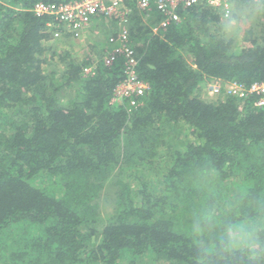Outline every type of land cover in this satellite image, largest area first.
I'll return each instance as SVG.
<instances>
[{
  "label": "trees",
  "instance_id": "obj_1",
  "mask_svg": "<svg viewBox=\"0 0 264 264\" xmlns=\"http://www.w3.org/2000/svg\"><path fill=\"white\" fill-rule=\"evenodd\" d=\"M39 1L69 0H0V264H264V110L207 96L264 80V0H233L239 41L204 2L157 34L130 2L131 112L122 62L52 50Z\"/></svg>",
  "mask_w": 264,
  "mask_h": 264
},
{
  "label": "built area",
  "instance_id": "obj_2",
  "mask_svg": "<svg viewBox=\"0 0 264 264\" xmlns=\"http://www.w3.org/2000/svg\"><path fill=\"white\" fill-rule=\"evenodd\" d=\"M130 2L143 13V18L152 33L164 32L171 24L179 21L178 9L188 8L204 2L219 10L223 16L232 12L233 0H69L66 2H36L30 10L38 17L47 16V31L55 39H80L82 31L95 18L112 20L117 30L107 38L102 61L110 66L121 61L123 78L114 87L109 104L123 105L128 112L138 108L150 90L149 83L138 74V56L129 36L132 17ZM155 9L161 17L156 22L150 19V12ZM95 66H85L82 74H93ZM245 99L255 97V105L264 110V80L253 81L245 86L235 81L216 80L209 85V93L218 96L221 92Z\"/></svg>",
  "mask_w": 264,
  "mask_h": 264
},
{
  "label": "rangeland",
  "instance_id": "obj_3",
  "mask_svg": "<svg viewBox=\"0 0 264 264\" xmlns=\"http://www.w3.org/2000/svg\"><path fill=\"white\" fill-rule=\"evenodd\" d=\"M236 3L238 6H240V4L237 1ZM231 12L232 13L229 16L222 17V22L224 23L223 25H226L229 27L228 35H233V36L235 35V38L239 41L240 36L244 28L247 26V24L249 22H254L253 21L254 16L247 17L246 16V13L248 12L247 10H244L243 13L240 12L239 9L234 6V1H233V7H232ZM103 37L105 39L104 34H99V33L97 34L95 40L92 39L91 37V42H95L96 43L95 45L93 43H89V41L87 43V40L85 41L84 39L83 40L69 39L71 42H69L68 39L67 40L66 39H63V40L55 39L53 42H48V44H50L51 47H53L52 50H57L61 53H63L64 50H69L73 54V57H76V58H82L88 54H92L91 57L96 58V55L103 56V51H104ZM57 59L58 58L54 56L53 59L50 61L49 66L47 67L49 68L50 66H54L55 68H59L57 64ZM207 91H209V87ZM207 96L210 98L215 97V95H212L208 92H207ZM263 223L264 221L262 222V224ZM253 225H257V224L254 223ZM244 234H246V231L244 232ZM240 235L241 234H239V236Z\"/></svg>",
  "mask_w": 264,
  "mask_h": 264
},
{
  "label": "crops",
  "instance_id": "obj_4",
  "mask_svg": "<svg viewBox=\"0 0 264 264\" xmlns=\"http://www.w3.org/2000/svg\"><path fill=\"white\" fill-rule=\"evenodd\" d=\"M154 17L150 19V21H154ZM117 30V27L115 23L112 20L106 19V18H95L94 20L91 21V23L83 29L80 40H87V43H93L94 45L96 44L95 42H91V37L92 39L95 40L97 34H104L105 39L103 37V43H104V48L107 47V38L108 36L115 32ZM67 40V39H66ZM69 42H71L68 39ZM90 56L92 54H89Z\"/></svg>",
  "mask_w": 264,
  "mask_h": 264
}]
</instances>
